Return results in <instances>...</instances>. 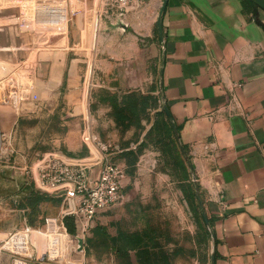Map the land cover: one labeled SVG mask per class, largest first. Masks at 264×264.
<instances>
[{"label": "crops", "instance_id": "0c3cea01", "mask_svg": "<svg viewBox=\"0 0 264 264\" xmlns=\"http://www.w3.org/2000/svg\"><path fill=\"white\" fill-rule=\"evenodd\" d=\"M41 4L0 0L9 35L18 24L26 31ZM53 5L57 12L37 24L60 27L67 37L44 61L48 77L40 74L38 83H48L50 91L64 85L66 108L81 114L79 63L117 94L141 89L156 71L160 103L179 129L177 141L186 148L204 199L208 264H264V12L241 0H167L161 41L156 22L162 0L130 7L121 18L108 0H50ZM68 12L74 16L71 29ZM69 35L78 44L70 47ZM69 54L78 63L65 71ZM2 65L1 79L16 70ZM0 98L16 103L9 93ZM11 117L8 109L0 110L3 129ZM82 141L93 153L84 159L92 162V176L101 154L87 133ZM82 141L77 128H70L63 139L66 153H80ZM37 167L18 190L37 185Z\"/></svg>", "mask_w": 264, "mask_h": 264}, {"label": "rangeland", "instance_id": "374dc122", "mask_svg": "<svg viewBox=\"0 0 264 264\" xmlns=\"http://www.w3.org/2000/svg\"><path fill=\"white\" fill-rule=\"evenodd\" d=\"M49 3L42 0V11L35 12L26 31L18 24L11 35L7 23L2 25L7 17L0 9V69L3 62L16 68L0 78V97L9 93L16 100L10 104L0 98V110L12 114L5 129L0 124V264H208L204 199L186 153L160 112L156 71L149 84L135 91L142 108L132 113L124 108L114 111L110 101L115 92L79 63L83 110L72 114L66 108L64 85L50 91L48 83L35 79L43 74L46 80L49 66L44 61L67 37L60 27L37 24L39 17L44 15L48 22L57 12ZM73 20L68 12L69 29ZM68 37L70 47L78 44L76 36ZM75 59L68 55L65 71L78 63ZM70 128H77L81 141L85 133L91 136L99 153L98 143L108 145L112 161L125 169L124 194L128 193L123 204L102 212L92 223L78 219L75 236H69L61 223L64 213L74 210L70 203H41L31 210L29 189L18 190L22 181H30V169L50 157L77 165L92 163L84 161L93 153L83 141L80 153H66L63 139ZM140 143L144 146L136 151Z\"/></svg>", "mask_w": 264, "mask_h": 264}, {"label": "built area", "instance_id": "2783aa9c", "mask_svg": "<svg viewBox=\"0 0 264 264\" xmlns=\"http://www.w3.org/2000/svg\"><path fill=\"white\" fill-rule=\"evenodd\" d=\"M116 15L122 17L130 7L142 5L148 0H108ZM100 159L97 169L88 177L87 165L67 163L59 157H50L37 167L36 187L48 194L67 197L74 207L68 211L89 224L102 212L123 204L127 196L126 174L123 166L112 161L108 145L98 143ZM92 168V166H91ZM91 180H90V179Z\"/></svg>", "mask_w": 264, "mask_h": 264}, {"label": "trees", "instance_id": "16d2710c", "mask_svg": "<svg viewBox=\"0 0 264 264\" xmlns=\"http://www.w3.org/2000/svg\"><path fill=\"white\" fill-rule=\"evenodd\" d=\"M244 4L250 5L254 10H257L258 7H256L252 2L249 0H241ZM117 95H120L117 97ZM135 91H128V92H123L120 94L115 93V95L111 98L110 104L113 107L114 111H116L118 108H124L125 110L136 113L137 109L140 110L142 108L141 103L138 102V99L135 97ZM158 101L160 102V96L158 97ZM156 102H154L155 105ZM160 112L161 114L164 115L163 110H162V104L160 103L159 105ZM120 118H125L121 117L120 115H117ZM165 116V115H164ZM170 130L173 132L174 137L176 139V136H178L179 129L178 127H175V132L173 131L171 125H170ZM178 143V141H177ZM179 144V143H178ZM144 146L143 143H140V145L135 149L136 151H140L141 148ZM181 148L186 151L185 146L179 145ZM134 150V149H133ZM128 152L129 151H125ZM131 153L132 150L130 151ZM137 153V152H136ZM120 157L124 158L123 156L125 155L124 152L119 153ZM119 157V158H120ZM67 197L59 194H48L45 192L40 191L35 185H30L29 186V198H28V203L27 205L31 208V210H34L39 204L41 203H51L53 205H59V204H65L67 202ZM78 219H80L77 216L72 215L68 211L64 213L62 216L61 223L63 225V228L65 232L69 236H75L77 233V228H78Z\"/></svg>", "mask_w": 264, "mask_h": 264}, {"label": "water", "instance_id": "95a60500", "mask_svg": "<svg viewBox=\"0 0 264 264\" xmlns=\"http://www.w3.org/2000/svg\"><path fill=\"white\" fill-rule=\"evenodd\" d=\"M250 2H252L256 7H258L259 9H261L263 12H264V0H249ZM166 3H167V0H162V5H161V8H160V11H159V17L157 19V22H156V30H157V35H158V38L162 41L163 39V36H162V26H161V20H160V16L162 14V12L164 11L165 9V6H166ZM163 65V59L161 61V66ZM159 77H161V69L159 71ZM162 110H163V113L165 115V117L167 118V120L169 121L173 131L175 132V126L173 124V121L171 119V116L167 110V108L165 106L162 107ZM177 139V137H176ZM182 149V148H181ZM185 153V152H183ZM203 220L205 221L206 223V218L205 216L203 215ZM213 259V257H211V260Z\"/></svg>", "mask_w": 264, "mask_h": 264}]
</instances>
